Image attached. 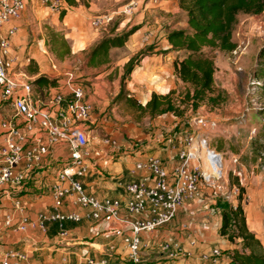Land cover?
I'll use <instances>...</instances> for the list:
<instances>
[{"label":"crops","instance_id":"crops-1","mask_svg":"<svg viewBox=\"0 0 264 264\" xmlns=\"http://www.w3.org/2000/svg\"><path fill=\"white\" fill-rule=\"evenodd\" d=\"M75 2V4H67L64 1L61 8L62 14H60V11H53L39 5L37 0H25L21 17L15 21L17 29L8 39L11 57L17 61L23 60L21 65H26L27 60L29 62V60L43 58L55 59L45 45L44 36L40 35L36 38L32 35V30L29 31L31 26L41 23L59 31L70 47L69 56L81 59V63L102 36L111 31L110 34H117L134 28L123 46L109 49L107 63L97 68L83 67V69L91 74L98 71L96 78L100 76L101 70L110 65L109 71L112 68L116 70L117 78H119L123 74L124 64L131 57L139 55L138 62L124 79L122 88L118 87L115 95L121 88L123 92H128L130 97L141 104L148 100L151 92L165 93L179 85L180 81L174 73L172 64L177 52L168 43L166 36L173 30L186 27L185 7L189 0H75ZM29 10H32V15L30 19H27ZM101 15H105V22L100 27L92 26L90 19ZM102 74L107 77L106 70H103ZM36 76L38 73L32 74V77ZM34 87L38 88L36 91L32 90L34 95L44 96L48 92H59L66 97L69 96L68 92L63 91L62 86L58 87L55 84L34 83ZM104 89L98 83H94L91 94L84 90L82 99L90 104L91 112L81 127L92 128L88 129V132L92 136L89 148L93 164L81 181L84 189L97 197L111 196L123 199L127 196L124 191L125 183L132 179H142L144 175L141 172L130 173L135 160L156 155L162 159L167 168L173 165L176 152L180 148L177 140L179 137L177 130L180 125L177 124V117L169 111L154 115L153 120L156 126L152 132L154 136L162 131L172 130L171 135L161 140L159 144L137 146L134 140H127L131 134H128L129 131L127 133L125 128L122 131L123 134H113L116 132L106 126L105 119H98L95 109L97 111L102 109L99 103L104 97ZM99 124L103 125L100 129H98ZM118 135L122 137L121 140H115L118 145L122 144L121 151H117L115 146H104L100 142L103 137L112 138ZM39 137H43V133L38 127H33L28 132L29 141ZM98 149L101 150L100 156H94L92 152ZM64 154H66L65 157ZM66 158L67 152L64 146L52 145L42 161L30 170L28 180L20 188L10 185L0 188V254L6 250H13L22 252L26 256L24 260L10 257L7 264H25L27 261L35 264H74L79 253L98 256L110 253L108 243L113 241L116 242L115 244L120 243L119 238L104 236V232L109 227L118 225L116 221L108 217L99 221L83 219L75 223L64 222L62 228L67 231L65 236L58 233L55 222H46L44 230L34 226H28L24 231L16 229L21 218L33 219L38 213L49 209L50 185L54 181L56 170ZM38 190L46 191L47 195H36L35 192ZM211 190L212 188L203 186L201 199L185 202L178 210L175 220L152 234L154 235L153 246H156L161 236L167 234L183 241L190 229L191 235L197 241L195 249L204 245L219 244L214 236L219 226V217L210 215L208 203L205 202ZM69 208L74 206L65 201L62 209ZM6 214L12 217L8 225L4 223ZM254 218L255 222L259 219L257 216ZM152 249L156 248L150 247L143 250L148 264H167L168 261L163 260L164 258L157 250V255H151Z\"/></svg>","mask_w":264,"mask_h":264},{"label":"built area","instance_id":"built-area-1","mask_svg":"<svg viewBox=\"0 0 264 264\" xmlns=\"http://www.w3.org/2000/svg\"><path fill=\"white\" fill-rule=\"evenodd\" d=\"M37 2L53 11H60L64 4V0ZM24 8L25 0H0V102L14 111L11 117L0 119V188L5 185L20 188L52 145L64 146L67 158L56 170L50 185L49 210L38 213L33 219L21 218L16 229L24 231L34 226L44 230L46 222H55L58 233L65 236L64 222L99 221L108 217L118 225L109 227L104 236L119 238L120 243H108L110 253L98 256L79 253L74 264H148L143 250L150 247H155L167 264H229L228 254L219 244L195 249L197 241L191 229L183 241L167 234L161 236L156 246L152 244V234L175 220L185 202L198 201L202 198L203 186L218 189L219 179H225L221 154L210 148L204 137L191 132L179 136L180 148L169 168L156 155L135 160L130 173L144 175L142 179L125 183L127 196L123 199L97 197L84 189L81 178L93 164L89 148L92 136L81 125L89 117L91 106L83 101L84 90L79 84H74L68 97L59 92L34 95L23 71L16 72L10 66L21 65L9 54L8 39L15 33V21ZM105 18V15L95 16L90 24L100 27ZM229 52L235 55L237 47ZM33 127H38L43 137L29 141L28 132ZM100 142L104 146L117 145L111 137H103ZM100 151L92 153L100 156ZM65 201L74 208L62 209ZM16 205L18 207V203ZM11 220V215L6 214L4 223L8 225ZM13 256L26 259L22 252L6 250L0 254V264H7L8 258ZM25 264L35 263L27 261Z\"/></svg>","mask_w":264,"mask_h":264},{"label":"rangeland","instance_id":"rangeland-1","mask_svg":"<svg viewBox=\"0 0 264 264\" xmlns=\"http://www.w3.org/2000/svg\"><path fill=\"white\" fill-rule=\"evenodd\" d=\"M31 15L32 10H29L26 18L30 19ZM44 26L46 25L42 23L31 26L29 31L32 30L31 33L36 38L43 35L46 39L47 30ZM231 39L237 47L235 55L229 51L219 50L213 53L214 72L210 91L197 101L178 103L182 96L181 92L184 90L183 84L180 82L175 87V90L180 92V96L177 95L174 99L173 106L176 107L174 111L169 112L178 119L177 124L180 125L179 130H177L178 136L181 137L183 134L191 132L204 137L209 147L219 152L223 159L222 170L225 179H219L216 184L218 189H212L205 200L208 203L210 215L216 216V218L220 217L224 206L236 203L238 190L231 182L234 181L233 178H237L244 188L241 206L248 227L264 245V178L262 174L264 167L260 166V164H264V137H262L264 83L253 76L255 56L257 50L264 43V10L256 14L238 13L232 28ZM177 55L179 56L175 53V56ZM136 56L137 54L134 57ZM22 61L17 62L22 63ZM27 63L26 65L13 63L10 66L16 72L23 71L26 80L31 82V88L35 91L38 88L34 87L32 81L34 77L28 72L32 67L37 69L38 75L54 80L55 85L62 86L63 91L68 93H71L74 84L82 85L83 90H87L89 94L92 93L94 83H98L103 89L105 88L104 97L100 99L99 103L102 109L99 111L95 109L98 119H105L106 126L116 132L113 134H121L125 128L126 132L129 131L127 133L131 134V136L129 135L131 138L129 137L127 140H134L137 146L139 144H159L161 140H165L172 133V130L162 131L154 136L152 133L156 129L153 120L154 115L139 117L137 111L124 101L113 102L118 87L121 86L122 88V83L126 77L124 76L122 79L123 74H121L117 78L116 70L112 68L109 71L110 65L103 69L106 70L107 77L102 74L103 70H101L100 76L95 78L99 72L91 74L84 70L81 59H77L75 56L66 57L61 61L43 58L32 61L28 67ZM124 68L123 66V73ZM103 83L105 84L102 87ZM63 105L64 102H62ZM13 114V109L1 101L0 119L9 118ZM101 126L103 125L99 124V128H97L100 129ZM112 138L120 141L122 137L118 135ZM116 146L117 151L123 149L122 144ZM254 155H259V158L254 160ZM38 191L35 192L36 195H47L46 191ZM255 216L259 218L257 222L254 221ZM218 228L216 232L213 230L214 236L226 253L233 243L222 241L221 238L223 237L218 234ZM235 244L238 245V241ZM150 251H152L151 255H157L156 249Z\"/></svg>","mask_w":264,"mask_h":264},{"label":"trees","instance_id":"trees-1","mask_svg":"<svg viewBox=\"0 0 264 264\" xmlns=\"http://www.w3.org/2000/svg\"><path fill=\"white\" fill-rule=\"evenodd\" d=\"M67 4H75V0H64ZM180 1V0H179ZM264 10V0H189L185 7L184 29L169 32L166 36L168 43L179 56L173 59V70L176 77L183 84V91L178 103L199 100L210 91L213 84V53L216 50L230 51L235 47L231 39L232 28L238 13L256 14ZM60 14L62 11L60 10ZM47 38L45 45L53 57L61 61L70 55V47L63 35L46 26ZM134 28L117 34L102 36L89 50L83 67L97 68L108 62V51L113 47L124 45L127 37ZM253 76L264 83V43L256 53ZM139 60V55L131 57L124 64L126 77ZM33 60L27 63L30 65ZM31 75L37 73L35 67L28 71ZM27 72V73H28ZM35 84L54 85V80L38 75L33 80ZM179 95L175 89L165 93L151 92L148 100L141 104L122 90L114 97L113 102L124 101L137 111L139 117L153 116L166 111H174L175 97ZM262 137H264V126ZM264 149V146H263ZM259 155H254V160ZM264 167V164H260ZM264 178V170H262ZM231 182L237 188L236 203L224 206L219 217L218 234L228 243H233L228 254L229 264H264V245L249 229L245 214L241 206L244 188L237 178ZM238 241V245L235 244ZM225 252V250L223 249Z\"/></svg>","mask_w":264,"mask_h":264}]
</instances>
